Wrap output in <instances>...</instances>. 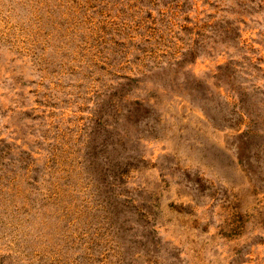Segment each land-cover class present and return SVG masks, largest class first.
Masks as SVG:
<instances>
[{"label": "rangeland", "instance_id": "rangeland-1", "mask_svg": "<svg viewBox=\"0 0 264 264\" xmlns=\"http://www.w3.org/2000/svg\"><path fill=\"white\" fill-rule=\"evenodd\" d=\"M0 264H264V0H0Z\"/></svg>", "mask_w": 264, "mask_h": 264}]
</instances>
